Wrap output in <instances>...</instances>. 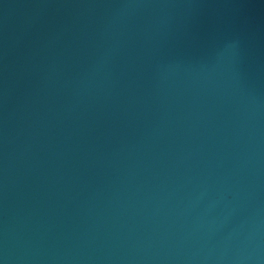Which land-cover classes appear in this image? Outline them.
Wrapping results in <instances>:
<instances>
[{
  "label": "water",
  "instance_id": "1",
  "mask_svg": "<svg viewBox=\"0 0 264 264\" xmlns=\"http://www.w3.org/2000/svg\"><path fill=\"white\" fill-rule=\"evenodd\" d=\"M0 264H264V0H0Z\"/></svg>",
  "mask_w": 264,
  "mask_h": 264
}]
</instances>
